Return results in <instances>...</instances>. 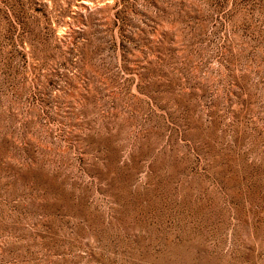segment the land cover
I'll return each instance as SVG.
<instances>
[{"label": "rangeland", "instance_id": "1", "mask_svg": "<svg viewBox=\"0 0 264 264\" xmlns=\"http://www.w3.org/2000/svg\"><path fill=\"white\" fill-rule=\"evenodd\" d=\"M0 264H264V0H0Z\"/></svg>", "mask_w": 264, "mask_h": 264}]
</instances>
